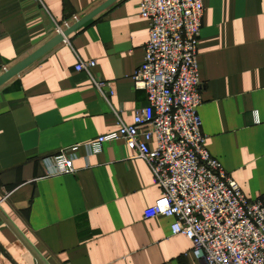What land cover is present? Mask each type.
Segmentation results:
<instances>
[{
  "label": "crops",
  "instance_id": "1",
  "mask_svg": "<svg viewBox=\"0 0 264 264\" xmlns=\"http://www.w3.org/2000/svg\"><path fill=\"white\" fill-rule=\"evenodd\" d=\"M149 30L140 0H0V203L52 264H205L174 218L145 217L162 189L144 158L122 140L84 146L147 105L133 76ZM197 60L207 148L264 199V0H205ZM70 147L77 171L46 176L43 158ZM0 264H37L1 217Z\"/></svg>",
  "mask_w": 264,
  "mask_h": 264
},
{
  "label": "built area",
  "instance_id": "2",
  "mask_svg": "<svg viewBox=\"0 0 264 264\" xmlns=\"http://www.w3.org/2000/svg\"><path fill=\"white\" fill-rule=\"evenodd\" d=\"M140 14L149 20L150 35L145 61L133 79L148 103L133 110V124L121 122L118 130L84 146L91 155L107 142L122 140L144 158L162 189L145 217L174 218L173 234L189 238L194 255L205 264H264V199L247 197L208 150L202 128L197 59L205 0H140ZM96 65L91 60L75 68L91 73ZM94 83L100 91L109 86L105 80ZM77 149L44 157L45 175L75 173Z\"/></svg>",
  "mask_w": 264,
  "mask_h": 264
},
{
  "label": "water",
  "instance_id": "3",
  "mask_svg": "<svg viewBox=\"0 0 264 264\" xmlns=\"http://www.w3.org/2000/svg\"><path fill=\"white\" fill-rule=\"evenodd\" d=\"M39 57V53H34L30 57H28L24 62L19 64V66L14 67L11 71L7 72L3 79L6 77H12L19 73L21 69L27 67L34 60ZM23 65L24 67H20ZM0 217L2 221L7 224L11 230L15 233V235L20 239V241L25 245V247L29 250L32 256L35 258L37 264H52L49 259L43 254V252L33 243V241L25 234V232L17 225V223L12 219V217L5 211L3 206L0 203Z\"/></svg>",
  "mask_w": 264,
  "mask_h": 264
}]
</instances>
